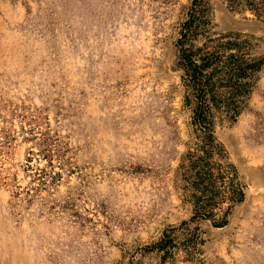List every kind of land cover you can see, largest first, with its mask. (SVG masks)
<instances>
[{
	"label": "rangeland",
	"instance_id": "obj_1",
	"mask_svg": "<svg viewBox=\"0 0 264 264\" xmlns=\"http://www.w3.org/2000/svg\"><path fill=\"white\" fill-rule=\"evenodd\" d=\"M191 2L0 0V264H264V66L215 128L243 200L195 216L177 176ZM207 2L211 37L264 58V0ZM167 237L163 262L147 248Z\"/></svg>",
	"mask_w": 264,
	"mask_h": 264
},
{
	"label": "trees",
	"instance_id": "obj_2",
	"mask_svg": "<svg viewBox=\"0 0 264 264\" xmlns=\"http://www.w3.org/2000/svg\"><path fill=\"white\" fill-rule=\"evenodd\" d=\"M208 10L207 0H192L177 40L184 105L190 111L189 125L194 139L193 146L181 158L177 176L195 208V216L202 218L212 217L213 209L222 201L228 202L231 209L244 198L235 168L214 160L225 154L215 128L223 120L230 123L237 120L264 66V58L253 55L250 40L238 35L211 37ZM49 143L50 139L40 143L43 148L39 155L43 158L50 156ZM29 154L28 167L34 153ZM172 245L167 237L147 250L163 253L164 262Z\"/></svg>",
	"mask_w": 264,
	"mask_h": 264
}]
</instances>
